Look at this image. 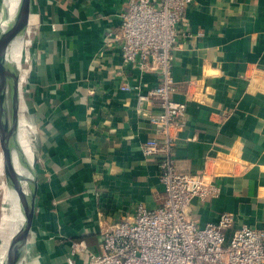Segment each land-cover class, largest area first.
Here are the masks:
<instances>
[{
    "label": "crops",
    "instance_id": "1",
    "mask_svg": "<svg viewBox=\"0 0 264 264\" xmlns=\"http://www.w3.org/2000/svg\"><path fill=\"white\" fill-rule=\"evenodd\" d=\"M126 1L33 0L18 108L38 179L27 264H68L82 240L99 252L104 228L139 204L163 203L162 157L142 150L152 136L162 140L150 122L160 101L140 104L137 91L121 89L146 92L160 78L125 65L108 41L121 35ZM186 16L172 69V95L187 104L174 158L178 170L207 171L220 186L216 197L194 198L189 215L204 225L228 211L236 228L264 231V0H195ZM2 207L1 199L0 216Z\"/></svg>",
    "mask_w": 264,
    "mask_h": 264
},
{
    "label": "built area",
    "instance_id": "2",
    "mask_svg": "<svg viewBox=\"0 0 264 264\" xmlns=\"http://www.w3.org/2000/svg\"><path fill=\"white\" fill-rule=\"evenodd\" d=\"M194 1L127 0L119 15L121 35L109 34L108 41L115 42L125 65L142 73L156 72L160 78L146 92L127 82L121 89L137 91L140 104L153 98L160 101L161 110L150 116V122L162 140L152 136L142 150L162 157L165 194L159 207L139 204L131 219L104 228L101 251L90 250L83 240L74 242L68 264H264V231L248 225L236 228V217L228 211L204 225L189 215L194 198L206 201L220 192L207 171L182 172L174 158L187 104L172 95L173 59Z\"/></svg>",
    "mask_w": 264,
    "mask_h": 264
},
{
    "label": "water",
    "instance_id": "3",
    "mask_svg": "<svg viewBox=\"0 0 264 264\" xmlns=\"http://www.w3.org/2000/svg\"><path fill=\"white\" fill-rule=\"evenodd\" d=\"M19 15L6 35L0 32V145L3 153L4 172L7 179V189L10 197L17 196L23 215L22 228L18 229L11 238L8 252V264H27L29 237L34 225L36 212V196L38 179L36 165L33 163L31 192L28 193L18 175L15 165L13 142L21 136L19 110L14 99V106L10 107L9 86L6 80L10 70L11 59L9 53L13 43L21 36H25L33 25V0H20ZM19 223H15L18 225Z\"/></svg>",
    "mask_w": 264,
    "mask_h": 264
},
{
    "label": "bare ground",
    "instance_id": "4",
    "mask_svg": "<svg viewBox=\"0 0 264 264\" xmlns=\"http://www.w3.org/2000/svg\"><path fill=\"white\" fill-rule=\"evenodd\" d=\"M19 5H20V0H4L2 6V14L0 16V32L2 35H6L9 32L12 25L15 23L19 15V8H20ZM29 32H31V29L28 31V33ZM26 35L24 37L21 36L14 41L13 43L14 50L11 53H9V59H11V64L9 66L10 70L8 72V76L6 77V80L9 86L8 88H9V96H10L9 97L10 107L14 106L15 104L14 99L16 100L18 108L20 107V105L21 107L23 106V100L20 95L21 81H20L19 67L22 59L23 46L25 44L24 38L26 37ZM13 95H14V99H13ZM23 126H24L23 119L21 118L20 128H23ZM13 145H14L13 148L15 153V165L18 175L23 185L25 187H29L27 189V192L30 193L31 192L30 186H32V178H33L32 175L33 161H34L33 153L32 151L29 150L28 143L24 138V136H22V134L20 137L18 136L17 139L14 140ZM2 163L3 161H1L0 163L1 166H3ZM3 204H4V208L1 217L0 232L2 231L4 232V237H3L4 243H3V254L1 260H2V264H8V252H9L10 240L12 238V235L18 229L22 228L21 225L24 219L20 211L21 208L19 206L17 196L13 194V197L11 198L9 192L7 191V187L3 198ZM16 222L19 224L15 225ZM9 229H10V233L7 234Z\"/></svg>",
    "mask_w": 264,
    "mask_h": 264
},
{
    "label": "rangeland",
    "instance_id": "5",
    "mask_svg": "<svg viewBox=\"0 0 264 264\" xmlns=\"http://www.w3.org/2000/svg\"><path fill=\"white\" fill-rule=\"evenodd\" d=\"M31 30H33L32 27H31ZM34 33H35V32H34ZM34 33L31 31V34L28 35V36H26V37L24 38L25 43L27 42V44H24V55H26V52L29 51V44H30V42H31V38H32V36H33ZM24 69H25V66H24V64L22 63V65H21V74H23ZM21 80H23V77L21 78ZM24 84H26V83H24ZM24 84H23V85H24ZM9 97H10V96H9ZM9 97H8V98H9ZM9 108H10V106H9ZM10 110H11V109H10ZM27 118H28V117H27ZM27 118H26V120H27ZM27 121H28V124L30 125V127H29V125H28L29 130H31V126H33L32 128H34V125L30 122V120L28 119ZM29 136L31 137V134H30ZM2 155H3V153H2V149H1V145H0V156L2 157V159H1V157H0V162L3 161V156H2ZM2 165H3V163H2ZM2 170H4V165L0 167V173H1ZM3 186H5L4 191L6 192V187H7V179H6V176H4V179H2V178L0 179V205H1V199L3 200V198H4ZM24 188L27 190L29 187H25V186H24ZM7 191H8V189H7ZM14 204H15V203H14ZM3 208H4V204H3V207H2V209H1L2 211H1L0 219H1V217H2ZM0 221H1V220H0Z\"/></svg>",
    "mask_w": 264,
    "mask_h": 264
}]
</instances>
